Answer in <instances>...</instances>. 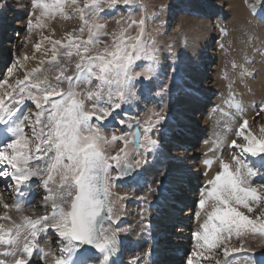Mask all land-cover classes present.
I'll list each match as a JSON object with an SVG mask.
<instances>
[{"label":"snow or ice","instance_id":"obj_1","mask_svg":"<svg viewBox=\"0 0 264 264\" xmlns=\"http://www.w3.org/2000/svg\"><path fill=\"white\" fill-rule=\"evenodd\" d=\"M29 3L31 10L25 18L29 33L48 28L46 18L57 14L64 19L78 16L81 27L61 39L44 35L32 45L31 56L24 53L15 57L6 75L0 77V135L5 137L0 144V183L17 197L10 205L0 194V204L5 210L15 207L22 211L18 201L31 195L29 189L36 181L43 192L40 207L46 209L35 218L23 216V224L12 221L7 211L0 216V220L10 221L0 223V264H124L122 234L131 228L125 227V220L109 199L113 183L138 184L146 169L165 165L157 169L159 176L147 185V193L136 198L141 203L140 234L150 237L153 202L148 194L160 191L169 174L168 164L186 159L172 151H188L182 142L177 140L169 147L166 128L167 80L175 77L178 57L171 53L165 57L171 75L162 80L159 49L145 36L147 17L137 20L129 12L134 0ZM6 6L7 0H0V10ZM250 11L264 24L260 14L264 0H259V10L253 3ZM116 12L129 14L121 15L117 24L124 26L110 33L102 21ZM133 29L137 30L135 35H131ZM103 37L111 38V45ZM41 51L38 58L35 53ZM33 60H38L37 65L28 68ZM255 63L245 61V75L255 77L257 73L247 71V65ZM82 85L87 86L86 91L79 90ZM153 95L158 103L152 108L145 106L147 118L133 123L127 109L135 108L138 116L141 102ZM253 106L257 117L264 115V102ZM234 107L231 115L238 121L232 129L236 139L228 145L234 154L230 162L221 160L219 170L201 185L197 200L200 211L194 216L203 218L193 232L195 250L189 252L185 264H264V246L256 252L246 247L243 239L248 234L264 238V127L259 136L247 131L249 120L242 102ZM110 126L134 127L130 133L133 139L130 141L125 131L109 137L105 129ZM117 142L123 147L114 155L105 154L104 145ZM245 154L257 158L259 167L257 160H245ZM205 163L207 166L212 161ZM258 177L259 183L253 186ZM254 205L261 210L255 219L241 210L253 213ZM233 236L238 246H229ZM42 243L52 244L56 250H45ZM237 253L244 254L242 260L233 255ZM151 255L149 247L128 264H152Z\"/></svg>","mask_w":264,"mask_h":264},{"label":"rangeland","instance_id":"obj_2","mask_svg":"<svg viewBox=\"0 0 264 264\" xmlns=\"http://www.w3.org/2000/svg\"><path fill=\"white\" fill-rule=\"evenodd\" d=\"M16 1L19 2V7H17L15 0H13V3H7V6L3 10H0V33H9L7 35L6 33H4L5 35L0 34V77L6 75V70L11 65V63H13L15 57L24 53H28V55L31 56L33 54L32 45L40 41L44 35H48L53 39H61L67 32L73 30L78 32L81 27V21L79 20L78 16L72 15L70 18L64 19L57 14L55 17L46 18L48 28L44 30H35L29 33L25 30V18L27 17L28 12L31 10L29 0ZM48 2H50V0H48ZM238 2L241 6V9L245 13L244 15H240L242 16V19L230 18L231 16L227 18L226 15L228 14V11L225 10L226 5L224 3L219 5L218 0H134L131 9H129V12H131L134 19L138 20L140 18L147 17L145 36L151 38L149 43L154 40L156 48L159 49L158 55L160 56L161 60L160 72L162 80L171 75V65L169 60L165 59V57H169L170 53L178 57L175 77L167 80V82L170 84V97L166 98L169 116V119L166 122V128L170 129V122H173L171 120L174 119L175 111L171 106L172 102H174L177 97L181 98L183 94L184 96L188 95L185 93V87L191 88L193 90L200 89L199 92L202 93L203 91L202 94L206 96V99H204L203 102H205L208 107L201 111V116L199 117V120L196 124L190 122L189 129L185 128V130H189L187 132H191L193 134L194 132H192V130L196 128L195 130L199 131V134L197 133V135H200L201 138L195 141V144L191 142L190 145L187 146L188 151L186 152L175 148L172 149L174 154H179L180 152L183 153L186 159H191L187 158L188 154H194L191 159V161L194 162V165H192V171L196 170L195 173L198 175H196L195 179L198 181L201 180V182L204 181V179H209L211 176H214L213 173L209 172V176L201 178L200 176L202 172L198 171V167L201 165L199 161L202 163L201 167L204 166V162L206 161V141L215 143V146L217 144L216 148L214 147V149H216L215 152H217V147L219 149L222 146L219 149V158L217 159L219 161H215L216 163L213 166L215 173L219 170V167L217 168V166H219L220 160H224L226 162L231 161L230 157L234 153L232 149L228 147V145L231 143L232 139H236L235 133L232 131V129L238 126V121L233 120L231 115L236 111L234 107L236 103L242 102L244 106L245 117L249 120L247 131H251L254 135L259 136L261 134V127H264V115L257 117L255 115L257 108L253 106L254 104L258 105L264 102V79L262 81L258 80L262 78V76H260V72L264 70V66L261 69L260 66L262 65L259 63V54L260 52H264V27L257 23L256 17L252 16L250 11V7L253 3L256 6H259V0H238ZM13 4L16 6L14 7ZM162 8L163 11H161ZM13 9H18L19 11L13 12ZM129 12H116L114 15H112L111 19L103 20L102 22L107 25L106 30L110 33L114 31L118 32L119 29L124 25H118L117 20L121 18V15L127 17ZM11 13L13 14V17L10 16L8 18V15ZM14 14L16 15L14 16ZM153 14H155L157 18L153 19ZM189 19H191V23H193L192 21H204L206 23V26L202 25L199 28L201 31H204V33L201 32L202 34L200 37H205L202 39L203 43L201 42L199 45L194 44L191 39L185 36L186 34H189V32H183L185 28L188 27L186 23L188 24L187 20ZM5 24L8 26L5 27ZM205 27L210 28L209 31ZM221 29H224L225 31L222 32ZM136 31V29L131 30V35H135ZM209 32L211 34H208ZM192 33L199 34V32L196 30V27L192 28ZM84 38H87L86 31ZM102 39L111 45V38L103 37ZM45 46L47 45H42V49ZM47 47H49L50 50V46ZM186 48L189 49L190 55L184 52L186 51ZM35 55L38 58L41 57L42 51L35 53ZM43 58L48 60L50 59V56H44ZM251 60H255L256 63L248 64L247 71L257 73L254 78L244 74L245 61ZM37 63L38 60L30 61L27 67L31 68L36 66ZM139 63L143 65L146 64V61H141ZM234 65L236 66L234 67ZM44 67H47V65ZM200 70L202 73H204V77H202L204 80L201 79L202 81L200 80L199 76H196L198 75L196 73L200 72ZM18 75L20 74L18 73ZM20 78H22V75ZM152 87L153 91H155V83L152 85ZM79 90L86 91L87 86L82 85ZM189 98H191L193 102H196V99L193 96H189ZM205 100H209L210 102L206 103ZM154 103H158L154 95L151 99L142 101L139 105L138 116L137 110L135 108L127 109V111L131 113L129 118L133 123H135L136 119L141 121L145 120L147 118L145 106L147 108H152ZM189 110L195 114L196 109L189 108ZM218 111H225L226 113L227 123L223 124V127L220 125L218 127L213 125L215 124L213 119H217ZM209 113H212V119H209ZM189 116V114H185L186 118ZM190 118L192 117H189V119ZM174 121L177 122L178 120L175 118ZM203 122H205V125H202ZM178 124L179 125L177 128L172 131L171 134V136L174 135V139L169 138L172 139L169 141V147L172 143L177 141V138L182 139H178L180 142L186 138V136H182L185 134L181 132V130L182 126H188V123L178 121ZM135 130L136 129L134 127L121 128L119 126H110L109 128L105 129V133L110 137L113 132H116V134L119 135L121 131H125L129 133V140L131 141L133 138L131 137L130 133ZM202 130L203 133L201 132ZM237 142L240 143L241 140H237ZM120 147H123V144L120 142L115 144H106L104 145L105 154L114 155ZM132 147L133 145L130 143L128 148L131 150ZM164 166L165 165L157 164L153 167H150L151 169H146L144 172H147V179H145V182L141 188H138L133 184L127 186L121 185L120 182L113 183L109 199L115 204L114 211L125 220V227L130 226L131 228L128 233L122 234L123 238H126L127 240H133L136 238V235L143 237V235L140 234L141 227L139 213L141 211V203L139 202L137 205L134 201L137 200V197L143 196L147 193V185L156 180L159 176L157 169ZM142 175L143 173L141 176ZM187 180H191L190 183H192L193 177H190ZM259 181L260 178L258 177L253 186H255L256 183H259ZM191 185L192 184H190V186ZM152 187L155 188L156 185L153 184ZM40 189L41 188L38 186V182L33 181L31 188L29 189L31 192L29 197L33 199V203L28 206V208H25L26 210L20 211L22 215L36 216V214H40L42 212L40 205L42 203L41 197L43 193ZM177 189L179 188H175V186L170 188V190H173V193H176L174 190ZM192 190L196 189L193 187ZM0 191L4 195V202H11L10 199L12 198V195L5 191L3 185H0ZM186 192L178 196V199L180 198L179 201H181V198L186 195ZM196 192H192V195L190 196L196 197L197 195L198 197L200 191L197 193ZM170 194L172 196V193ZM156 195V192L148 194V199L152 201ZM120 197L127 198L121 200ZM187 197L188 196L186 195L185 198ZM136 202H138V200ZM253 207V213H248L246 209L241 210L244 211L246 215H249L250 218L255 219L260 216L261 210L256 208L255 205ZM164 209L165 213L166 208ZM159 210L160 209L157 211L159 212ZM5 211L6 210L3 207L0 208V212L4 213ZM193 211H197V206H194ZM9 216L13 220V217L10 214ZM186 217L189 216H185V214H183L184 221ZM192 217L194 218L195 216L193 215ZM192 217L191 220H193ZM187 222H189V219H187ZM0 223L7 225L10 223V221L0 220ZM181 225L183 226V224ZM197 225L196 228L198 227ZM163 226H158L159 229L157 235H160L161 232L177 233L176 228H172L174 225ZM176 237L179 236H174L173 238ZM160 239L161 237L157 238L158 243L160 242ZM243 239L246 241L245 246H250L256 252H259L261 247L264 246V238H261L259 235L248 234L243 237ZM163 244L164 243L162 242L161 247H163ZM45 245L47 244L45 243ZM234 245L238 246V241L235 236L231 238L229 243V246ZM52 246V250L55 251V246ZM176 246L179 245H174V247ZM123 249V255L126 256H123V261H125L126 264H128V262L132 260L133 257L140 254L138 250H135V247L131 242L124 243ZM141 251L142 254L144 250L142 249ZM237 255L240 260L243 259V253H237ZM201 264H206V262L202 261Z\"/></svg>","mask_w":264,"mask_h":264},{"label":"bare ground","instance_id":"obj_3","mask_svg":"<svg viewBox=\"0 0 264 264\" xmlns=\"http://www.w3.org/2000/svg\"><path fill=\"white\" fill-rule=\"evenodd\" d=\"M10 2L13 3V0H7V3H10ZM15 3L17 5V7H19L18 6L19 2L15 0ZM223 3L226 5V9L225 10L228 11L227 12L228 14L226 15L227 18L231 16L230 18H239V19L241 18L242 19V16H240V15H244L245 13L241 9V6H240L238 0H218V4L219 5H221ZM9 6H11V5H9ZM13 6H14V4H13ZM256 7L259 10V6H256ZM12 11L13 12H18L19 10L18 9H16V10L13 9ZM16 14H14V16ZM260 14L264 15V11H262ZM10 16L13 17V14L12 13L9 14L8 18ZM187 21H188V24L186 23V25L188 27H186L183 32L184 33L185 32H189V34H186L185 36L188 37L189 39H191L194 44L199 45L202 42V39L205 38L204 36H203L204 38L200 37V35L202 34L201 32L204 33V31H201V29H199V28L202 25L206 26V23L204 21H199V22L198 21H195V22L192 21L193 23H191V19H189ZM256 21L262 27H264V24H261V22L259 20V17H256ZM7 26L8 25L5 24V27H7ZM193 27H196V30L199 32V34L192 33V28ZM205 28H207V27H205ZM207 29L209 31L210 28H207ZM4 33H6V35L9 34L8 32H3V33H0V34L1 35H5ZM208 34H211V33L209 32ZM184 52L190 55V51H189L188 48H186V51H184ZM259 57H260L259 58V63L262 65V66H260V68L262 69L263 66H264V52L263 53L260 52ZM185 71H186V69H185ZM193 73H194V71H193ZM196 74H198L196 76H199L200 80L203 79L202 77H204V75H203L204 73H202L201 70H200V72H197ZM260 76H262V78L258 79V80L262 81L264 79V70H262L260 72ZM185 91H186L185 93H187L189 96H193L196 99V102H193L191 100V98H189L188 95L184 96V94H183V96L181 98L177 97V99L175 101L173 100L174 102H172L171 106L174 108L175 113H174V119L171 120L173 122H170L171 123V127H170V129H168V136H169V138L174 139L173 138L174 135L171 136V134H172V131H174L177 128V126L180 124V122L178 124V121H181L183 123H188V126H182V130H181V132H183L185 134V135H182V136L183 137L186 136V138H184L182 142L187 147V146L190 145L191 142L194 143L195 141L200 139L201 136L197 135V133L199 131L195 130L196 128L194 130H192V132H194V134L191 133V132H187L189 130H185V128L189 129L190 122H193V124H196L197 121L199 120V117L201 116V111L204 108L208 107V105H206L205 102H203L204 99H206V96L204 94H202L203 91H202V93L199 92L200 89L193 90L191 88L185 87ZM205 101H206V103L210 102L209 100H205ZM211 104H213V103H211ZM189 108L196 109L195 114H193V112L191 110H189ZM191 112H192V114H191ZM185 114H189L190 115L189 117H192V118H190V119H189V117L186 118ZM211 114L212 113H209V116H208L209 119L213 118L211 116ZM217 115H218L217 119H213L215 121V124H213V125H215L217 127L220 125L221 127H223V124L227 123L226 113H225V111H220V112L218 111ZM175 118L178 120L177 122L174 121ZM202 125H205V122H203ZM201 132L203 133V130ZM189 137H191V138H189ZM4 139H5V137L0 135V140H1L0 144H2ZM172 139H169V141H171ZM178 139L182 140L180 138H177V140ZM224 141H225V139H224ZM216 146H217V144H216ZM216 146H215V143H210V142L206 141V148H205V150H206V161L211 160L212 163L210 165L206 166V163H205L206 161H205L204 162V166L201 167L202 163H201V161H199L201 165L198 164L199 165L198 171L202 172L201 176H200L201 178H203L205 176H209L210 175L209 172H211V173H213L215 175V171L213 170L214 169L213 166L216 163L215 161H219V160H217L219 158V149L222 147L221 146L219 149L217 147V152H215L216 149H214V147L216 148ZM178 155L183 156V157L185 156L181 152ZM193 155H194L193 153H190V154H188L187 158H191L192 159ZM203 158H201V159L204 160L205 158L204 159ZM244 158H245V160H249V161L257 160V158L249 157L247 154L245 155ZM191 159H185L183 163H171V164L167 165V167L169 168V174H168V176H166L164 178V183L161 186L160 191L157 193V195L152 200L153 203H152L151 217H150V220H151V230H150L151 231V235H150V237L149 236L141 237V236L136 235V238L133 239V240H127L126 238L122 237V239L124 240V243L131 242L134 245L135 250H138L140 252V254L142 252L141 251L142 249L144 251H146L149 247H151V249H152V255H151L152 264H160L158 262L157 250H158V248H160V245L162 244V242L164 243L162 249L165 250L167 248V246H170L168 248V250L170 249V252L165 257L166 260L168 259L167 262H166L168 264H185V260L188 257L189 252L195 250V242H194L193 232L195 230H197L198 227L196 228V225L198 223L202 222L203 216H202V218L199 221H197V219L195 217L194 218L192 217L194 215V213H195L193 211V208H194V206H197V200H198L199 196L197 197V195H196V197H193V196H190V195H192V192H194V193L196 191L199 192L201 190V185H204L206 183L207 179H204V181H202V182H201V180L198 181V180L195 179L196 175H198V174L195 173L196 170L192 171V168H193L192 165H194V162L191 161ZM218 167L219 166H217V168ZM257 167H259V161L258 160H257ZM205 173H207V174H205ZM190 177H193L192 183H190L191 180L190 181L187 180ZM145 179H147V172H143V175L141 176V179H140L139 183L135 184V186H137L138 188H141L143 186V183L145 182ZM190 184H192V185L190 186ZM0 185H2V183H0ZM38 186L40 187L39 184H38ZM174 186H175V188H179L177 190H174V192H176V193H173V190H170V188L171 187L173 188ZM193 187L196 190H192ZM35 190H36V188H35ZM40 190L42 191V189H40ZM184 192H186V195L188 197L185 198L186 195H184L181 198L182 200L179 201L180 198L178 199V196H180ZM170 193H172V196H171ZM0 194H2L1 191H0ZM28 196L29 195H25V198L22 201L21 200L18 201L22 205V211L26 210L25 208H28V206H30L33 203L32 202L33 199L31 198V202L27 206L25 205L24 200ZM10 200H11V202H6V203L12 205L14 201H17V197L12 195V198ZM1 207H3L2 204H0V208ZM161 207H163V208H161ZM181 207H183V209H180ZM189 207H191V208L189 209ZM40 208H42V207H40ZM164 208H166V212L165 213H164V210H165ZM158 209H160L162 211L159 210V212H158L157 211ZM6 211L8 212V214H10L13 217L12 221H14L15 223H17V224H23L24 223L23 219H22V217L24 215H22L20 211H17L15 209V207H11V208L7 209ZM45 211H46V209L42 208V212L40 214H36V216H29V217L35 218L37 216L43 215ZM197 211H200L198 206H197ZM3 214H4L3 212H0V216H2ZM183 214H185V216H189V217L185 218V221H184V218H183ZM191 217L193 218V220H191ZM187 219H189V222H187ZM196 222H197V224H196ZM181 224H183V226ZM163 225H174L172 228H176L177 233H167L166 232L167 233L166 234L165 232H161L160 235H157V232H158V229H159L158 226L160 227V226H163ZM157 236L158 237L161 236L160 243H158L156 241ZM174 236H179V237L173 238ZM52 239H54V238H52ZM124 243H123V245H124ZM46 244L47 245H45V243H42V246L46 247L45 250H47L49 247L52 246V244H49V243H46ZM174 245H179V246L174 247ZM171 247L174 248V249H172ZM140 254H138V255H140ZM124 257H126V256H124ZM243 257H244V255L242 256V258ZM237 259H239V258L237 257ZM122 260H123V253H122ZM49 264H51V262H49ZM124 264H126L125 261H124Z\"/></svg>","mask_w":264,"mask_h":264}]
</instances>
